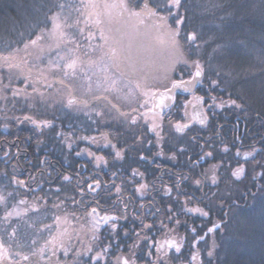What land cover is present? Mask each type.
<instances>
[{
    "label": "flooded vegetation",
    "instance_id": "af4514ba",
    "mask_svg": "<svg viewBox=\"0 0 264 264\" xmlns=\"http://www.w3.org/2000/svg\"><path fill=\"white\" fill-rule=\"evenodd\" d=\"M134 1L136 2V0ZM84 2L95 4L104 3V0H85ZM109 2L119 4L121 0ZM76 4L78 6L80 2H76ZM98 8L94 12L95 14L92 13L91 18L88 16L81 18L82 21L87 19V24L82 22L78 26L84 29L83 35L73 28L69 37L68 34H63V37L57 42L64 44L66 41L67 46L82 52L86 47H89L90 50L91 43L97 42V38H94L95 35L100 37L98 45L101 52L108 50H115L117 53L118 51L128 53L134 50L154 52L164 51L170 45L168 43L169 32L178 31V40L186 35V19L183 23L177 24L176 17L172 16L168 18L167 27H160V22L155 18L146 19L143 24H140L135 17H129L127 13L122 15L120 8V11H113L107 20L106 17L102 18L100 12L98 13ZM182 9L178 15L183 17L185 15ZM103 16L105 15L103 14ZM97 20L101 23L97 24ZM106 30L108 33H105ZM133 30H138L139 34ZM102 35L104 39H101ZM128 35L136 36L133 39L135 45L132 40H129ZM113 41L116 43H113L114 47L110 48L108 42L111 45ZM164 41L166 44L163 43ZM117 60L119 63H123L121 57ZM117 60L114 59L113 63H116ZM191 70L195 71V69ZM185 78H187V74ZM208 82H210L209 78L201 79V82L196 84L191 92L175 91L172 105L163 114L156 110L155 95L153 94L151 109L156 110L161 116L166 115L162 126L165 139L160 144L161 146L153 144L154 134L149 130L148 123L144 125L143 115L138 117L141 109L135 112V115L133 114L138 117H136V126L138 127L136 131L138 130L142 137H146V140L140 141L143 147L141 154L145 158L141 159V155L136 158L140 161L134 169L137 173L135 177L132 175L133 171L123 172L121 170L122 159L116 158L115 155L113 159L101 156L104 161L103 166L96 168L91 162L92 167L90 166L89 170L85 171L84 169L82 172L88 183H91V177L101 179L103 178L101 176H109L111 178L110 183L102 182L104 188L100 192L103 195L112 193L117 195L115 203L123 209L124 216L108 214L110 217H117V219L115 221L109 219L107 224L101 225L99 234L114 231V239L118 244L117 257L133 254V258L138 257L134 248L129 244L133 242L136 235H139L144 242L141 258H148L151 263L152 259L154 260L157 256H163L164 259L178 257L182 260L179 264H208L206 250L210 249L212 244L219 242L222 231L232 221L230 219L233 212L245 210L250 206V198L264 193V119L260 118L262 113L252 107L246 111L245 106L244 108L219 106L221 104L218 100H222L221 102L225 100L223 98L225 91L220 85L213 88ZM142 87V90L146 88ZM160 91H164V88L158 89L155 93ZM213 91L223 97L215 96L216 99L212 100L208 95ZM198 102L207 117L205 125L200 123L201 120H197L193 111V106ZM147 103L148 101H143L144 105ZM159 108L163 109L161 105ZM237 111L246 112V117L242 119ZM223 114H232L235 117L225 116L226 122L223 124L213 121L216 119L214 117ZM184 117L191 118L190 121L184 122L189 127L183 131H177L175 125L182 120L185 121ZM171 118L174 121L173 124ZM205 127L207 129L203 130L202 128ZM144 128L148 130L147 133H143ZM173 135L182 138L180 137L181 139L178 140L175 139L176 136L171 138ZM92 142L94 141L90 140L89 144L91 145ZM143 145H146V148ZM117 147L111 148L114 153L118 151ZM128 150L126 148L123 151L128 152ZM91 168L101 169L102 175L99 172L91 174L93 172ZM239 168H242L243 172L237 177L233 173L237 172ZM74 175L81 174L75 173ZM213 176L217 180V185L212 183ZM126 178L131 179L126 181ZM115 179L118 182L114 181ZM196 180L201 181L199 187L195 183ZM141 185L145 187H141ZM117 187L120 188V192H116ZM106 189H111V191ZM124 192H128L129 196L131 194L137 196L132 206L128 204V199L122 198ZM138 201L140 202L138 203ZM195 208L205 211L210 209L209 215L205 217L198 212L188 211V209ZM128 211L131 213L128 214ZM132 211H136V213L133 214ZM139 215H141V219L138 217ZM223 222H226V227ZM110 223H115L116 227L109 229ZM217 223L221 224V228L213 233H208V229ZM140 227L146 231L137 232L136 229ZM142 234H147V237L141 236ZM165 240H174L180 244L182 255L175 253L174 248L169 249L166 244L161 252H157L153 243L159 245ZM149 252L155 254L149 256ZM165 252L167 256H164ZM192 255H196L195 261L191 260Z\"/></svg>",
    "mask_w": 264,
    "mask_h": 264
},
{
    "label": "trees",
    "instance_id": "16d2710c",
    "mask_svg": "<svg viewBox=\"0 0 264 264\" xmlns=\"http://www.w3.org/2000/svg\"><path fill=\"white\" fill-rule=\"evenodd\" d=\"M196 1L201 5L200 11L199 9L198 11L202 14V19L210 22L209 26L215 24L214 20L221 24L219 16L224 13L213 7L214 4L220 3L221 0ZM65 2L66 0H23L25 7L18 9L16 5L21 3V0H0V36L6 34L11 36L13 48L18 49V51L11 53L15 57L13 62L21 69V72L17 71L20 73V77L11 85L13 91L18 89L20 92L19 102L17 103L13 100L12 103H8L0 99V194L6 195L8 192H14L15 198H10L8 201L9 210L16 206H25L24 215L13 217L11 220L12 226L18 230L16 241L9 235L11 228L8 227V222L0 221V244H3L4 248L8 249L9 252H15L21 250L16 247L17 242L31 244L32 240H36L40 243L38 247H45V241L55 235L64 240L70 253V256L63 257L58 250V256H61L59 264H75V261L80 258L71 256L74 251L85 253L81 264L87 261L88 256L96 255L100 256L97 264H116L118 244H116L114 239V231L103 232L97 236L91 235L90 239L86 234V239L89 240L86 248L83 247L82 242L77 237L78 235H72L71 232V229L76 232L77 229L80 228L82 230L88 225L86 223L88 222L91 207H96L101 214L124 216L123 209L115 203L117 195L113 193L103 195L100 190L104 187L99 188L96 192L88 190L87 179L82 172L84 169L85 171L89 170L88 167L91 166V162L83 155V151L92 148L89 144L90 140L94 141L99 137L107 136L111 143L107 142L101 148H93L94 152L99 156L113 159L115 153L110 146L115 144L118 146L119 151L128 148V152H122L123 158L120 164L123 172H132L140 161L136 158L142 155L143 147L140 141L142 139L143 141L146 140V137H142L140 132L136 131L138 129L136 125L130 126V130H125L124 126L116 123L113 118L116 112L104 117L103 119L105 120L103 121L101 118H96V116L92 118V114L89 116L83 115L84 113L69 111L59 105L51 107L39 102V92H43L46 97L49 95L55 96L57 88L61 87L54 83V77L44 62V56L64 44L63 42H57L58 40L56 42L48 40L52 20L50 18L46 19L49 16L47 8H43L40 11H36V9L45 3L50 6L55 3ZM230 2L231 0H223L225 4ZM230 21L236 25H241L245 29L257 28L264 32V22L258 19L249 22L239 17H234L226 20L224 24ZM35 22L40 25L38 29L34 28ZM33 31L37 35L42 33L44 36V39L38 40L35 45L29 43L30 38L36 39V36L32 35ZM25 44H28L27 49L24 47ZM5 56H9V52L6 50V43H0V80L6 83L9 78V72L7 71L9 68L3 60ZM12 73L15 74L16 72ZM25 76L29 78L27 83L35 86L36 92H33L31 87H25V83L22 82ZM50 83L54 84L52 88L47 87ZM208 84L210 85L209 82ZM216 95L219 98L223 97L219 93H216ZM8 96L11 99L10 92ZM208 96L211 97L212 95ZM244 109L249 111L251 108L246 107ZM237 113L242 119L247 115L244 111H237ZM25 116H31L33 120L38 121L40 126L38 127L30 120H25ZM225 116L235 117L232 114H223L214 117L216 119H213V121L223 124L226 122ZM260 118L264 119V113L260 115ZM44 121L50 122L52 127L43 126ZM171 123H174L172 118ZM202 129L206 130L207 128ZM85 137L88 139H84ZM106 147L110 148L105 149ZM77 152L80 155H77ZM91 169H93L91 174L99 172L102 175L103 171L101 169ZM5 172L8 173V177L15 176L17 180L24 181L25 185L30 186L31 190L28 187H20L15 182L10 183L9 178L3 175ZM75 173L81 175H74ZM65 175L71 177V179L64 181L63 176ZM101 177H103L99 179L101 182L110 183L111 178L109 176ZM130 179L126 178V181ZM114 181L118 182L117 179ZM77 185L83 187L84 192L87 194L85 203L91 202V207L87 211H85V206L79 203L82 197ZM57 188L60 189L58 193L56 191ZM73 197H75V202L72 199ZM136 197L134 194L129 196L128 192H124L122 195V198L128 199L130 206H132ZM40 198H43V201ZM254 198L256 199L257 197L250 198L249 203ZM21 200L25 201V203H20ZM44 201H47V203ZM145 201L147 202V200ZM54 205H59V207H54ZM35 208H39V211H34L33 209ZM129 211L128 214L131 213ZM132 212L133 214L136 213V211ZM3 215L4 208L0 206V217H3ZM55 217H59L58 222L54 219ZM138 217L141 219V215ZM230 220L233 219L231 218ZM63 221L66 224L60 226ZM231 223L232 221L230 226ZM46 225L53 226V231L49 232L45 227ZM141 230L146 231L142 227L136 229L139 233ZM263 232L264 230L262 229L256 230V233L250 232L244 237L248 241L254 242L260 237L264 238ZM82 234L85 235L84 231ZM83 235L81 236L82 238H84ZM141 236L147 237V234H142ZM240 237V235H236L232 239H239ZM129 246L133 247L138 257H140L137 260V264L151 262L148 258H141L144 242L139 235H136ZM50 248V245L45 247L48 255L41 261V264H58L57 257L51 256ZM89 248H92V252H88ZM106 248L107 251H105ZM23 250L27 251L26 248ZM158 257L161 256H157L154 260L152 259L153 262L151 264H156ZM165 260L167 264H179L182 262L178 257ZM236 264H264V256L255 254L246 259L242 257L236 261Z\"/></svg>",
    "mask_w": 264,
    "mask_h": 264
},
{
    "label": "snow or ice",
    "instance_id": "6c2138e0",
    "mask_svg": "<svg viewBox=\"0 0 264 264\" xmlns=\"http://www.w3.org/2000/svg\"><path fill=\"white\" fill-rule=\"evenodd\" d=\"M186 0H136L135 3H131V0H121L118 5H104V7H118L121 9V14L127 13L129 17H135L138 23L143 24L146 19L151 20L155 18L160 22V27H167L168 26V18L175 16L177 24H181L186 19L185 16H179L178 13L183 8L185 13H187V8L185 7ZM69 5L65 3H55L52 5H48L47 3L42 4L36 11H40L43 8H47L49 16L46 19L50 18L52 21L62 19L61 13L68 7ZM16 7L18 9H23L25 7L23 0L21 3L17 4ZM72 8L75 9L77 16L74 21L68 19L65 20V24L69 29L75 28L81 35L84 34V29L79 28L80 23L87 24V19L85 18L83 21L81 17L85 15L84 9L87 8H96L98 5L92 3H85L84 0H80V4L77 6L75 4L71 5ZM213 7L219 9L224 14L219 16L221 21V25L224 24L226 20L229 18L239 17L244 21H251V20H260L264 22V0H231L230 3H223L221 0L220 3H216ZM101 23V21L97 20V24ZM40 27L38 22L34 23V28L38 29ZM59 27L58 24H54V28ZM32 35L36 36V39H29V43L35 45L38 40L44 39L43 34L37 35L35 31H33ZM168 35L171 39V44L173 49L175 50L173 55L169 59L168 64V72L171 73L170 76H166L167 83L163 85L164 92L167 93V96H161L160 98V105L164 106V101L166 99L171 100L173 99V92L176 91H189L190 87H195L196 84L201 82V79H206L209 73H212L217 77L211 81V86L213 88L218 87L221 83L227 82L229 83L230 87L233 89L235 88L236 83L239 81H235L233 78L232 80L228 79L227 73L222 71H215L211 68V64L213 62L219 63L223 60L225 56V45L219 42V39L216 37L209 38L204 40L195 30L192 32L187 33L183 39L185 44L188 45V48L182 49L179 40L177 37L179 36V32H169ZM101 39H104L103 35ZM71 42V41H70ZM0 43H6V50L9 52V56L3 57V60L8 65L9 73H8V80L5 83L3 80H0V99L7 101L8 103H12L15 100L17 103L20 99V92L19 90H12L11 85L13 82L20 77V73L16 72L15 74L12 73V69H16L19 66L14 63L15 57L11 55L13 51H18V49L13 48V42L10 35L6 34L4 36H0ZM25 49L28 48V44L24 45ZM79 47V45H77ZM209 49L211 50L209 52ZM96 49H92L94 53ZM254 53V49L251 50ZM59 53V49H57V54ZM187 53V54H186ZM83 59L77 56L75 58L68 57L67 59L65 56L60 55L57 61H49L50 68L53 77L54 83L60 85L61 87L57 88L55 96H45L43 92L38 93L39 102L44 103L45 105L56 107L57 105L66 108L69 111L75 112H83L85 115L89 114V110L95 111V116L98 118L103 119L104 117L110 115L112 112H116L119 114L124 121H126L130 126L137 125V118L133 115V113L139 111L140 108H143L145 105L140 103V89L142 87L139 81H136L134 84L131 80L126 79V74L123 70H119L120 66L117 64L113 69L112 66H104L100 67L99 71H92L89 74V70L91 67L97 64V60L93 59L89 52L85 51L83 54ZM107 53H103L99 60L100 63H104V56H107ZM116 55L115 50L112 51L111 58H114ZM84 60L88 61V64L85 65ZM226 64H221L220 67H226ZM255 67L259 68V77L261 79V95L264 96V51L260 53L258 57H256V64ZM191 69H195L193 72ZM187 74V78L185 75ZM58 77V79H56ZM93 77L96 78L95 87H93ZM28 76L23 78L25 83V87H31L33 92H36L35 86L31 83H27ZM54 84L50 83L47 85L48 88H52ZM11 93V99H9L8 93ZM156 94L155 92L153 93ZM248 95L247 93L241 94L237 92L235 97L231 92H229V101L230 103L222 102L219 106H228V107H235V108H243L247 100L245 96ZM27 99V97H25ZM248 99H251V96H248ZM98 105H102L99 110L97 109ZM15 107V105H13ZM130 109V111H125L124 109ZM25 120H30L33 124L37 125L38 127L40 124L37 120H33L31 116H25ZM200 123H204V120H201ZM43 126L45 127H52V124L48 121L43 122ZM187 124L181 126L180 123L175 125L177 131H183L184 129L188 128ZM155 132V128L152 129ZM156 135L159 137L160 133L156 132ZM84 139H88L85 137ZM105 140L108 143H111L108 140V137H105ZM113 148L116 145H112ZM183 151V149H181ZM227 151V149H225ZM77 155H80L77 152ZM90 156H94V153L89 151ZM211 155V153H208ZM115 156L118 159H122V152L116 151ZM141 159L145 157L141 155ZM97 161V166H99V162L103 160L101 156H95ZM106 163V161H105ZM243 172L242 168L237 169V172L233 173V175L239 176L240 173ZM4 176L8 177V173H3ZM133 177L137 175L136 171L133 170L132 173ZM142 175V174H141ZM11 182L17 183L20 187H28L31 190L30 186L25 185L24 181L17 180L15 176L8 177ZM71 177L65 175L63 176L64 181H69ZM91 183L86 182L87 188L91 192H96L97 189L102 187V182L95 177L90 178ZM196 185L199 187L201 184L200 180L195 181ZM213 185H217V180L215 176L212 178ZM79 191L81 193V200L79 201L80 204L85 206V211L89 207H91V202L85 203V198L87 194L84 192L83 187H80ZM115 187V184H113ZM141 187H145L141 185ZM107 191H111V189H106ZM57 193L60 191L59 188L56 189ZM116 192H120V188H116ZM215 195V193H213ZM15 198L14 192H8L6 195L0 194V206L4 208V215L0 217V221L8 222V227L11 228V232L9 235L12 237L14 241H16V237L18 235V230L12 226L11 220L14 215L12 210H9L10 205L8 203L9 199ZM43 201V198H40ZM75 202V197L72 198ZM47 203V201H44ZM20 203H25V201L21 200ZM54 207H59V205H54ZM34 211H39V208L33 209ZM171 211V209H169ZM188 211H195L200 213L202 216L207 217L209 215V211H205L201 208L195 209H188ZM97 212L96 207H91V213L95 214ZM57 222L59 221V217L54 218ZM111 219L115 221L117 217H104L105 224L108 223V220ZM225 227H226V222ZM49 232L53 231V226L46 225L45 226ZM95 228V225H93ZM113 229L116 227V224L113 223ZM149 228L151 226H148ZM221 228V224L217 223L214 227L208 229V233H213L217 229ZM7 231V229H5ZM195 231V230H194ZM203 239V237H201ZM167 245L169 249H173L175 253L181 254V245L176 243L174 240H165L163 243L156 245L155 242L153 246L156 247L157 252H161L163 250L164 245ZM51 246L49 252L51 256H56L59 261L61 256L68 257L70 253L68 251V246L65 244L64 240L57 237L52 236L51 239L45 241V247ZM16 247L21 249L15 252H9L8 249L4 248L3 244H0V264H41V261L45 259L48 255V252L45 251V247H38L37 241L32 240L31 244H25L23 242H17ZM219 247L217 244H213L212 248L207 249V257H208V264H212L213 257L215 253V249ZM27 249L24 251L23 249ZM58 250L61 256H58ZM107 251V248L105 249ZM88 252H92V248L88 249ZM155 253L149 252V256L154 255ZM85 253L80 251H74L71 256L78 257L80 259L75 261V264H81ZM115 255V253H113ZM164 256H167V253H164ZM133 255L130 256H121L117 257L116 264H137V260L140 257L133 258ZM100 256H88L87 261H84V264H97L99 261ZM197 259L196 255L191 256V260L195 261ZM146 264H151V262H146ZM156 264H167V261L163 258V256L158 257Z\"/></svg>",
    "mask_w": 264,
    "mask_h": 264
},
{
    "label": "rangeland",
    "instance_id": "374dc122",
    "mask_svg": "<svg viewBox=\"0 0 264 264\" xmlns=\"http://www.w3.org/2000/svg\"><path fill=\"white\" fill-rule=\"evenodd\" d=\"M85 1V0H84ZM108 1V2H107ZM104 0L103 2L95 3L98 5L96 8H87L84 9L85 15L81 18H84L85 16H88V18H91L92 13L97 11L98 13L103 17L110 18L113 11H120L118 7H104V5H118L117 3H110L109 1L112 0ZM218 1V0H214ZM76 2H80V0H66L65 4L69 5L62 13V19L52 21L51 22V29L49 31L48 40H54L55 42L59 40L61 37H63V34H72L73 30L69 29L66 24L65 20H72L74 21L76 19L77 13L74 8L71 7V5L76 4ZM135 2L134 0H131V3ZM185 7L187 8V13H185L184 9L182 11L184 12V15H186V34L192 31H196L201 37H203L204 40H207L212 37H216L219 39V42L223 45H225L224 51L225 56L222 61L219 63L213 62L211 64V68L215 71H222L224 73L229 74L228 79L232 80L233 78L235 81H239V83H236L235 88L233 89L230 87L229 83L223 82L220 84L221 88L225 91L224 96L225 100H223V103L229 102V92L232 93L233 98L235 97L237 92H240L241 94L247 93L248 95L245 96V99L247 100V103L245 107L256 109L257 111L264 113V96L261 95L260 87H261V79L259 77V68L255 67L256 64V57L260 55L262 51H264V32L259 29H245L242 28L241 25H236L232 21L225 23L224 25H221L218 21L214 20L215 24L209 26L210 22H206L202 19V14L200 11V3L196 0H186ZM199 9V11H198ZM109 12V14H108ZM95 14V13H94ZM103 14L105 16H103ZM108 20V19H107ZM212 22V21H211ZM250 22V21H249ZM218 23V24H216ZM54 24H58L59 27L54 28ZM219 25H221L219 27ZM259 25V24H257ZM136 27V26H134ZM133 27V28H134ZM113 29V27L111 26ZM136 33L139 34V31L133 30ZM108 33L106 30L105 33ZM110 32V31H109ZM46 37V35H45ZM129 40H132V43L135 45L136 43L133 41V39L136 36L128 35ZM184 37V36H183ZM67 39V37H65ZM94 38H97V42L91 43L90 50L89 47H86L84 51L78 52L67 46V42L64 41L65 46H61L59 49V53L57 54V49L52 51L50 54H46L44 56V62L47 64L48 68H50L49 61H57L59 59L60 55L65 56L67 59L68 57H81L83 59V53L85 51L89 52L93 59L97 60V64L89 70L86 68L85 70L89 71V74H91L92 71H99L100 67L104 66H112L114 69L117 64H119L120 69L123 70L126 74V79H129L133 82V84L136 81H139L142 86L146 87L143 89L141 87L140 89V103H143V101H148L147 105H145L141 109V115H143V122L144 125L148 123L149 130L154 134V142L153 144L156 146L162 144L163 140L165 139V133L162 130L164 117L166 115L161 116L156 110L151 109L152 108V97L153 92H156L158 89L163 88V85L166 84L167 78L166 76H170L171 73L168 72V64L169 59L174 53V49L171 44V39L169 40L168 47L164 51H137L134 50L133 52H126L123 53L118 51L115 52L116 55L114 58H109L112 55V51H104L101 52L99 48V36H95ZM62 40V39H61ZM109 40V38H107ZM164 41L163 43H165ZM116 42H112L110 45V42H108V46L114 47V44ZM131 45V47L133 46ZM166 44V43H165ZM179 44L182 49H187L188 45L185 44L184 39H179ZM107 45V43H106ZM129 47V46H128ZM135 47V46H134ZM92 49H96V51L93 53ZM255 50L254 53L251 50ZM211 50L209 49V52ZM103 53H107V56H104V63H100V56ZM187 54V53H186ZM123 56V57H122ZM123 60V63H119L117 58H120ZM117 60L116 63H113V60ZM149 61V62H148ZM85 65L88 64L87 60H84ZM126 63V64H125ZM138 64V65H137ZM221 64H226L227 66L224 68H221ZM131 67V68H129ZM10 71L9 69L7 70ZM12 72H21V69L18 67L16 69H12ZM137 72V73H136ZM136 73V74H135ZM207 78H209L210 82L213 79H216L214 74L209 73ZM96 78L93 77V87H95ZM153 87V88H152ZM210 95L212 100H215L217 96L215 92L213 91ZM248 96H251V99H248ZM210 99V100H211ZM220 104H222V100H218ZM248 104V105H247ZM226 105V104H225ZM102 107V105H98L96 110H99ZM125 111H130V109L125 108ZM82 113L83 112H79ZM114 114V112H112ZM92 114V118L95 116L94 110H89L88 116ZM135 115V113H133ZM205 114V113H204ZM85 115V114H83ZM206 116V114H205ZM137 117V116H136ZM137 117V118H138ZM172 117V116H171ZM98 118V117H96ZM113 118L115 119L116 123H120L122 126H124L125 130H130V125L123 120L119 116L118 113H115ZM185 118V117H184ZM207 118V117H206ZM103 121L105 119H102ZM191 118H185V121L182 120L181 122H178L182 125H184V122L190 121ZM177 124V123H176ZM155 128V132L152 131V129ZM174 128V126H173ZM147 133L148 130L144 128L143 133ZM156 132L160 133V136L158 137L156 135ZM175 139H181L178 135H173L171 138L175 137ZM105 137L102 136L99 137L97 140L95 139L94 142L91 143L90 149H85L83 151V155L88 159L90 162L94 164V167L99 168L101 165H104V161L102 160L99 162V166H97V161L95 159V156H99L97 153L94 152L93 148L95 147H103L105 144H107L108 141L105 140ZM108 140H110L108 138ZM143 140V139H142ZM111 142V140H110ZM142 143V142H141ZM146 148V145H143ZM89 151L94 153V156L89 155ZM257 198L253 199L251 201L250 206L242 211L236 210L233 212L232 216V223L231 226L229 225L226 227L219 238V242L215 243L219 245L215 249L214 253V264H236V261L240 260L242 257L243 259L247 257H251V255L260 254L261 256H264V238L260 237L254 242L248 241L246 237H244L246 234H250V232L256 233V230H264V194H259L256 196ZM25 206L22 207H14L11 210L13 211L14 215L13 217H20L21 215H24ZM108 216V214H101L98 211L95 214H92L91 211L88 215V224L86 227H84L82 230L84 231V234H82V230L79 228L76 230V232L71 229L72 235H78L77 237L80 239V241L83 244V247L86 248V244L88 245L89 240H87L86 234L89 236H97L99 235V229L100 226L105 223L104 217ZM12 217V218H13ZM62 221V220H61ZM66 221V220H65ZM63 221L60 223V226H63L66 224V222ZM95 225V228L93 227ZM113 224L110 223L109 229H113ZM251 229V230H250ZM81 232V233H78ZM264 233V232H263ZM84 236L82 238L81 236ZM228 235L229 238H228ZM236 235H240L241 237L239 239H232ZM264 235V234H263ZM60 238V237H59ZM231 238V239H230ZM40 245L39 242H37V246ZM213 246V244H212ZM212 248V247H211ZM260 257V256H256ZM117 260V259H116Z\"/></svg>",
    "mask_w": 264,
    "mask_h": 264
},
{
    "label": "water",
    "instance_id": "95a60500",
    "mask_svg": "<svg viewBox=\"0 0 264 264\" xmlns=\"http://www.w3.org/2000/svg\"><path fill=\"white\" fill-rule=\"evenodd\" d=\"M192 90H193V87H190V90L186 91V92H191ZM175 91L176 90H174V92H173V99H174ZM161 96H167V93L164 92V91L157 92L155 94V97H154V103H155L156 110L158 112H160L161 114H163L166 111V109L169 108L172 105L173 99H171V100L166 99L164 101V106L162 107L163 109H160L159 105H160ZM193 111H194V114L197 117V120H204L203 124L205 125V123L207 122V118H206V116L204 114V111L202 110V106H201L200 102H198L196 105L193 106Z\"/></svg>",
    "mask_w": 264,
    "mask_h": 264
}]
</instances>
